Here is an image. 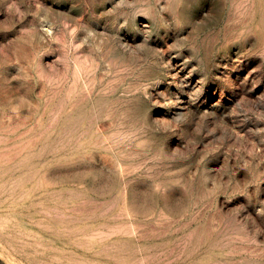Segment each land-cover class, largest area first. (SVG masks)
<instances>
[{"label": "rangeland", "instance_id": "1", "mask_svg": "<svg viewBox=\"0 0 264 264\" xmlns=\"http://www.w3.org/2000/svg\"><path fill=\"white\" fill-rule=\"evenodd\" d=\"M0 264H264V0H0Z\"/></svg>", "mask_w": 264, "mask_h": 264}]
</instances>
